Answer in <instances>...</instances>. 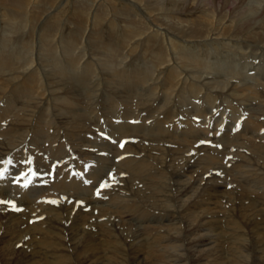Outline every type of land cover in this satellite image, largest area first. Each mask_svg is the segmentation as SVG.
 I'll list each match as a JSON object with an SVG mask.
<instances>
[{
	"label": "bare ground",
	"instance_id": "1",
	"mask_svg": "<svg viewBox=\"0 0 264 264\" xmlns=\"http://www.w3.org/2000/svg\"><path fill=\"white\" fill-rule=\"evenodd\" d=\"M5 1L14 22L0 20V200L15 206L0 204V247L12 244L20 264H207L202 244L221 234L206 236L215 227L206 224L230 209L221 225L248 235L228 237L232 255L264 264V77L241 74L248 62H264V0H89L83 25L45 20L40 38L26 15L36 0ZM92 7L99 12L89 14ZM107 13L124 32L102 21ZM60 26L87 48L71 44V56L60 57ZM94 46L126 61H95ZM236 75L259 86L225 79ZM225 101L233 120L219 126L223 110L211 107ZM216 129L221 150L201 142ZM224 149L232 164L221 165ZM21 172L31 176L26 187Z\"/></svg>",
	"mask_w": 264,
	"mask_h": 264
},
{
	"label": "rangeland",
	"instance_id": "2",
	"mask_svg": "<svg viewBox=\"0 0 264 264\" xmlns=\"http://www.w3.org/2000/svg\"><path fill=\"white\" fill-rule=\"evenodd\" d=\"M43 1H45L46 2V4H44V5H41V3L43 2ZM76 1H78V4H76ZM93 1V4H94V0H90V3ZM51 2H52V0H36V6H35V8H34V11H32V8L30 9V10H26L27 11V17L30 19V18H32L34 21H35V23L37 24V27H36V29H37V31L39 32L38 33V36H39V38L41 37V31L43 30V29H45V24H46V22L47 21H45V20H57V22H59V23H64V21L65 20H76L77 18V20L83 25V22H82V20H83V18H82V7L85 5V3L86 2H89V0H54L53 1V3L51 4ZM81 2V3H80ZM7 3V1H5V0H0V20H2V21H5V22H14V21H12V20H14L12 17H10V11H9V5H7L6 4ZM51 4V5H50ZM96 4V3H95ZM79 5V6H78ZM40 6V7H39ZM80 7V8H78V7ZM99 8V7H101V6H99V1L97 2V4H96V8ZM39 9H41V10H39ZM76 9L78 10V11H76ZM11 10V9H10ZM8 11H9V13H8ZM96 12H99L98 10H96V9H94L93 7L91 8V9H89V14H91V15H93L94 13H96ZM57 13V14H56ZM79 13H81V14H79ZM201 12H199L198 14H200ZM84 14V13H83ZM117 15L115 14L114 15V19H112V15H110L109 13H107L104 17H105V20H102V21H107V22H109L107 19H112L114 22H115V25H117V28L119 27V26H121L122 28H123V30H122V32H124V30H125V23L124 22H122V21H120L117 17H116ZM121 16V15H120ZM67 17V18H66ZM122 17V16H121ZM14 18H16V16H15V14H14ZM120 19H123V18H120ZM91 20H93L92 22H91ZM121 22H119V21ZM96 21H98V20H95V18H90L89 20H88V25L89 26H91L92 27V25H94V28H96V29H98L97 28V25L95 24L96 23ZM102 21H100L101 23V25H102ZM28 23H30L31 24V19L30 20H28ZM94 23V24H93ZM97 24H99L98 22H97ZM59 30L61 31V33L58 35V38H57V41H58V43L56 44V51L55 52H59V56L60 57H63V58H68V56H71V53H70V49H71V44H75V45H77L79 48H87V47H82V46H80L79 45V43H75V42H72L71 41V36H70V33H67V32H65L64 33V27L63 26H60L59 27ZM99 31V30H98ZM5 33H8L7 32V30H5L4 31ZM106 32H108V31H106ZM102 34H106V33H102ZM39 38H38V40H39ZM92 39L93 40H95L94 42H96L97 40H98V36H97V30L96 31H94V33H93V35H92ZM222 39V41H220ZM220 40H218L219 42V44H223V43H228V40L226 39V38H221ZM225 40V41H224ZM25 42V41H24ZM23 43V42H22ZM66 44H68V46L70 47L69 49L68 48H65L66 47ZM46 45H47V43H46V41H43L42 40V42L40 41V42H37L36 43V53L40 56V57H42V56H45L46 55ZM11 46H13V45H11ZM37 46H38V48H37ZM14 48H16V47H18V45H14L13 46ZM1 48H4V46H2ZM95 46L93 47V52H95V53H92V55H94V60L95 61H102L103 60V58H104V60L102 61V62H105V63H109V65L110 66H112V65H114L115 63H117L116 61H118L120 64L122 63V61L120 62L119 61V58L121 59H123V61H126V59L124 60V58L125 57H121V55L116 51V50H114L115 48H112L111 46L110 47H108V49L107 48H105L104 50H102V49H97V48H95ZM246 48V47H245ZM245 48H243L241 51H246L247 52V54H249V52H248V49L247 50H245ZM230 50V48H227L226 47V49H224V50ZM108 52H107V51ZM112 50V51H111ZM98 51V52H97ZM254 51V50H253ZM112 52V53H111ZM107 53V54H106ZM113 53H114V56H113ZM91 55V54H90ZM107 56V58L105 59V56ZM110 55V56H109ZM120 57H119V56ZM100 57V58H99ZM112 57V58H111ZM115 57H117V58H115ZM119 57V58H118ZM98 58L100 59V60H98ZM101 58H102V60H101ZM113 58H114V60H113ZM108 60V61H107ZM111 60V61H110ZM99 63V62H98ZM252 64L254 67H252V66H248V65H246L245 67H244V69L246 70V72L247 71H250V70H253L254 71V73L253 74H249V72L248 73H244L245 72V70L243 69L242 70V72H241V74L242 75H249V78H251L250 76L251 75H257L258 73H262V77H264V62H260V61H258V60H254L253 62L252 61H250V62H248V64ZM41 64H43V62H41ZM259 65V66H258ZM43 66V65H42ZM247 67V68H246ZM43 68H48L47 66H43ZM68 68H70L71 69V67H68ZM258 68V69H257ZM261 68V69H260ZM50 69H52V70H55L56 68H54L53 66H51L50 67ZM218 69H221V70H226L227 69V66H223V65H221L220 67H218ZM62 70V69H61ZM70 71H72V70H68V72L67 71H65V72H63L62 71V74L65 76V78H67L68 76L66 75L67 73H69ZM203 71V76H205V74H206V72H205V70H202ZM263 71V72H262ZM75 72H76V70H75ZM205 72V73H204ZM211 73H213L212 75H213V77L215 76V77H218L219 75H222L223 73H219V70H214V72H211ZM216 73V74H215ZM208 74V73H207ZM208 75H210V73L208 74ZM242 75H236V76H226V78L225 79H227L228 78V80L229 79H231V81H234L235 80V77H236V79L237 80H235L236 82L237 81H239L238 82V84H242V83H244L245 85H247L248 83L247 82H253V81H251V80H248L247 79V77H245V78H242ZM60 78V77H59ZM114 78V77H113ZM110 79V78H109ZM244 79V80H243ZM246 79V80H245ZM251 79H253V78H251ZM111 81H115V79L114 80H112V79H110ZM255 80V79H254ZM243 81V82H242ZM245 81V82H244ZM204 82V81H203ZM76 86H78V85H76ZM213 90H215V89H213ZM218 89H216V91H217ZM220 90V89H219ZM218 90V91H219ZM217 91V92H218ZM122 93L123 94H127V93H124L123 91H122ZM218 100V101H217ZM220 102V100L217 98L216 99V102H215V104H218ZM246 103V102H245ZM244 103V104H245ZM215 104L211 107V110L213 111V113H217V112H215L214 111V108L213 107H216L215 106ZM229 105V101H225L224 103H222L221 105ZM220 105V106H221ZM226 105V106H227ZM240 105H242L241 104V100H240ZM240 105H239V107H240ZM247 105H245V107H246ZM83 107V106H82ZM116 107H118V105L116 106ZM249 106H247L246 107V110H247V108H248ZM220 107L219 106H217V109H219ZM238 108V107H237ZM238 110L241 112V113H243L242 112V110H240V108H238ZM227 118V117H226ZM241 119V118H240ZM240 119L238 120V123L240 122ZM227 121H228V119H227ZM97 122V121H96ZM232 122V120L229 122H226L227 124H228V126H229V123H231ZM98 123V122H97ZM206 124V123H205ZM214 124H215V122H214ZM235 127V126H234ZM2 129V127H0V130ZM88 145H90V144H88ZM204 145V144H203ZM221 145H223V144H221ZM206 147H209L210 145H205ZM224 147V146H223ZM218 150H221L220 149V145L218 146V148H217ZM224 151L226 152V150L224 149ZM224 151H222V158H223V160H221V165H223L224 163H226L227 161L228 162H230V164H232V162L231 161H229V159L231 158L230 157V153H228L227 154V152L225 153ZM230 151H232V148H230ZM224 162V163H223ZM115 166H116V164H115ZM109 171H110V169H109ZM117 172V171H116ZM24 173H26V172H24ZM107 175V174H106ZM122 175H124V174H121V176ZM26 177V176H25ZM25 177H21V178H19L17 181L18 182H22L23 180H25ZM231 181V180H230ZM232 182V181H231ZM232 185H234L233 183H232ZM236 185V184H235ZM228 187L229 186H231L230 184H228L227 185ZM262 189V188H261ZM258 190H260V189H258ZM100 191V190H99ZM102 193H104L103 191H102ZM254 193V192H253ZM224 199V196H222L221 197V201H223V199ZM225 200V199H224ZM218 210V209H217ZM216 210V212H214V214H213V216H211L210 218H209V221H208V223L206 224V226L208 225H213V226H215V227H213L212 229H208L206 232L207 233H205L206 234V236H209V237H216V232H219V235L220 236H218L217 237V239H216V242H213V241H209V242H206L205 244H202V245H205V247H207V264H257V262H256V257H253V260L251 261V262H249L248 261V258L247 259H244V260H242V259H239V258H236V257H234L233 255H232V251H231V248L233 247V245L231 246V242H230V239H228V237L229 236H238V235H240V236H243V237H246L247 238V234H241V232L242 231H245L246 229L245 228H236V229H233V228H230L229 226H227V227H225V226H222L221 224H223L224 222H226L227 221V215L229 214V213H231L232 211H230V209H228V210H226V212L225 211H222V213L220 212V211H217ZM229 211V212H228ZM19 212H21V211H19ZM223 212H225V213H223ZM233 213V212H232ZM220 214H226V215H222V217H221V215ZM114 216H115V214H114ZM221 218V219H220ZM223 218H224V221H223ZM229 218V217H228ZM202 219V221H203V223L205 222V219H203V218H201ZM220 220H221V222L222 223H220ZM241 220V219H240ZM88 222H90L89 220H88ZM219 224H220V227H219ZM205 226V227H206ZM226 228V229H225ZM222 231V233L220 232V230ZM246 232H248V231H246ZM245 232V233H246ZM4 238H6V236H4ZM249 238H250V236H249ZM136 239V238H135ZM253 239V238H252ZM262 239H264V238H262ZM256 241H257V239H255ZM258 240L261 242V244H264V243H262V242H264L263 240H261L260 238H258ZM253 245V244H252ZM11 246L13 247V245L11 244ZM258 246V245H257ZM12 247H10V246H6L5 245V242H2V247H0V252H2V253H0V264H20L19 263V258H18V254L16 253V251H17V249H14V248H12ZM195 247V246H194ZM210 247H213V249H209ZM197 248V247H196ZM199 248V247H198ZM254 249H256V247H253V248H251V250H250V252L252 253V254H255V251H254ZM11 252H14L13 254L11 253ZM206 252H204V253H206ZM246 254L248 253L247 251H244ZM20 254V253H19ZM21 255V254H20ZM198 255V254H197ZM200 255H202V254H200ZM22 256V255H21ZM25 256L26 257H28L27 256V254L25 253ZM263 257H264V253H263ZM204 258V257H203ZM98 261H102V259H100V260H98ZM75 262V261H74ZM199 264H204V262L203 261H201V260H198L197 261ZM235 262V263H234ZM100 264H102V262H99ZM98 263V264H99Z\"/></svg>",
	"mask_w": 264,
	"mask_h": 264
},
{
	"label": "snow or ice",
	"instance_id": "3",
	"mask_svg": "<svg viewBox=\"0 0 264 264\" xmlns=\"http://www.w3.org/2000/svg\"><path fill=\"white\" fill-rule=\"evenodd\" d=\"M201 142H202V143H209V144H211V141H201ZM6 172H7V169H0V176H4V175L6 174ZM32 173H33V175H35V174H36V173H35V170H32ZM20 176H21V177H25V176H27V173L21 172V173H20ZM30 182H31L30 179H25V180H24V185L27 186ZM105 186H107L106 183H102V184L100 185L101 188H103V187H105ZM97 194H99V192H98ZM4 202H5V203H8V204H10V205L15 206V202H14V201H4ZM80 203H84V202L81 201Z\"/></svg>",
	"mask_w": 264,
	"mask_h": 264
}]
</instances>
